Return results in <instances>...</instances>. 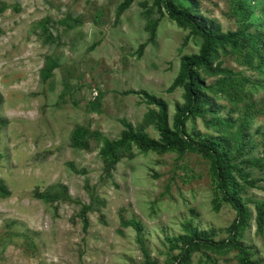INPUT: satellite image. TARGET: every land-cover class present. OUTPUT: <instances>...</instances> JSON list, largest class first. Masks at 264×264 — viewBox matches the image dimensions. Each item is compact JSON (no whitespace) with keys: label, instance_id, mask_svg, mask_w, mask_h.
Instances as JSON below:
<instances>
[{"label":"rangeland","instance_id":"rangeland-1","mask_svg":"<svg viewBox=\"0 0 264 264\" xmlns=\"http://www.w3.org/2000/svg\"><path fill=\"white\" fill-rule=\"evenodd\" d=\"M123 1L0 0V264H177L180 250L171 247V238L187 233L188 223L217 241L232 231L237 211L200 153L133 145L111 175L104 173L103 138L94 132L119 139L126 119L158 138L155 124L145 118L154 105L127 91L163 97L172 123L184 89H167L182 57L198 53L202 44L200 35L173 20L157 0H134L117 19ZM198 2L200 12L224 32L257 31L258 18L245 9L255 7L249 0ZM152 21L158 22L156 36L139 53ZM46 29L53 42L45 41ZM247 52L220 50L214 65L220 61L246 82L236 96L215 98L222 105L218 113L237 124L246 110L252 114L250 144L237 161L264 162V50L251 63ZM49 61L57 66L44 79ZM201 72L206 83L223 76ZM209 118L189 120V132L217 135ZM77 127L88 130L87 146L73 144ZM240 167L235 176L252 217L238 239L264 264L255 206L264 202V165ZM83 204L93 206L87 229ZM190 264L241 263L235 248L202 247L192 252Z\"/></svg>","mask_w":264,"mask_h":264},{"label":"trees","instance_id":"trees-1","mask_svg":"<svg viewBox=\"0 0 264 264\" xmlns=\"http://www.w3.org/2000/svg\"><path fill=\"white\" fill-rule=\"evenodd\" d=\"M134 0H124L118 7L117 19L121 16ZM250 4L255 6L252 10L248 5L245 9L249 15H255L259 22L256 32L246 31H222L219 23L213 19L204 16L200 12L198 0H157V4L165 7L169 16L176 20L180 25L191 28V33L202 37V44L198 53L184 55L181 60L180 70L169 88L168 92H173L178 87H183V102L175 103V113L172 123L169 118V104L161 96H157L145 89L137 91L129 89L127 93H137L144 97L148 105L153 104L146 113V121L154 123L159 132L158 138L150 137L140 127H135L133 123L123 119L125 129L119 139H110L102 133L96 131L94 134L103 138V144L99 153L104 161V173L111 175L117 164L125 155L126 151H131L133 145L140 150L148 151H170L175 150L180 154L187 151L202 154L210 161V173L216 183V187L222 193L223 198L228 201L237 211V218L232 225V231L228 238L215 240L193 228L191 223L186 225L187 233L178 237L171 238V247L178 248L177 264H190L192 252L202 247H207L216 251L235 248L240 254L241 264H261L260 261L251 258V252L243 241L238 239L241 229L248 225L251 212L247 203L240 195L241 186L235 173H241L240 163L252 166H263L261 158H251L237 161L239 155L249 146L248 134L246 129L252 123L251 112H245V115L237 120L232 116H221L218 111L222 105L216 101L215 95L225 94L229 97L236 96L245 86V80L238 78L233 70L222 67L219 61L214 65V61L219 57L220 50L227 51L230 46L234 51H241L247 48L245 56L251 63L252 56L264 50V0H249ZM245 4V3H244ZM257 12V13H254ZM157 21L150 24V37L139 47V53L143 52L148 42L156 36ZM252 24V23H251ZM47 42H53L54 38L44 30ZM45 68L43 78L47 79L52 70L57 66L54 61H49ZM264 65V57L261 56L260 63ZM201 69L212 75L221 74L214 83H206ZM3 97L0 94V102ZM207 123L217 129V135H192L189 132L188 122L197 117H206ZM236 126V129L233 128ZM88 130L84 127H77L72 134L74 145L87 146L84 140ZM254 183V182H253ZM252 183V184H253ZM6 191V189L4 188ZM256 206V222L258 231L264 232V202L258 201ZM93 208L92 204H83L81 216L84 219V228L87 229L89 219L87 212ZM138 231L141 230V224L134 222ZM179 242V243H178ZM181 242V243H180Z\"/></svg>","mask_w":264,"mask_h":264}]
</instances>
